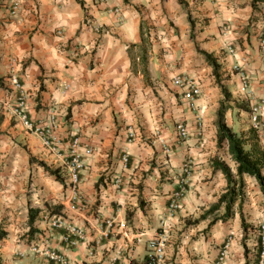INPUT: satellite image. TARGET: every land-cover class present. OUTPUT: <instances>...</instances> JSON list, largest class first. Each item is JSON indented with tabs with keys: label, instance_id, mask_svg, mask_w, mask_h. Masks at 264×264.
Segmentation results:
<instances>
[{
	"label": "crops",
	"instance_id": "crops-1",
	"mask_svg": "<svg viewBox=\"0 0 264 264\" xmlns=\"http://www.w3.org/2000/svg\"><path fill=\"white\" fill-rule=\"evenodd\" d=\"M262 2L253 10L251 0H0V264H58L46 249L67 264H142L154 255L149 242L156 235L163 241L156 264H217L229 235L222 264H257L254 227L264 210L252 202L245 210L241 205L254 228L247 243L240 241L238 203L209 232L208 215L184 228L226 191L213 163L235 173L227 144L217 145L219 85L229 95L224 122L238 136L251 127L236 105L264 96L257 40ZM203 54L219 65L218 81ZM12 75L26 95L27 118L52 135V146L8 112L20 94L12 90ZM175 76L199 84L196 111L182 101ZM260 113L264 134V105ZM178 122L188 128L185 140L176 137ZM75 139L80 167L72 184ZM30 157L57 170L62 182ZM186 159L193 165L184 179ZM180 184L179 210L169 215ZM29 208L40 210L31 238L25 235ZM52 216L64 226L50 230ZM68 227L79 231L74 245L62 239Z\"/></svg>",
	"mask_w": 264,
	"mask_h": 264
},
{
	"label": "built area",
	"instance_id": "built-area-1",
	"mask_svg": "<svg viewBox=\"0 0 264 264\" xmlns=\"http://www.w3.org/2000/svg\"><path fill=\"white\" fill-rule=\"evenodd\" d=\"M96 3H101L104 0H95ZM198 1H206V0H198ZM263 8H264V2H262ZM13 9H17V5L12 6ZM262 22L260 23L259 31H258V51L260 54V59L262 61V65L264 68V10L261 15ZM261 20V19H260ZM228 52L232 53V48H228ZM241 78L243 77V74H241ZM9 82L11 84L12 90L18 91L20 94L16 97V101L14 105L7 104L6 107L8 108V112L18 119V121L21 123V125L28 131H35L38 134H42L43 137V145L50 147L52 146V135L48 132L44 133L39 129L36 128L31 121L26 116V95L23 93L20 83L18 81V78L16 76H10ZM173 85L180 89V96L182 98V101L188 106V108L192 111L197 110V100L199 99L201 95L200 87L197 82H195L193 79H191L188 76H175L173 78ZM241 90L244 92H247L249 90L248 87V81L243 79ZM264 104V96L261 99L260 102L254 103L250 106V113H249V120L251 123V128L255 129V131L258 133V136L261 140V142L264 144V134L261 133L263 130V123L260 120L261 116V109ZM175 134L176 137L179 140H185L188 137V128L185 123L178 122L175 125ZM78 142L77 139H75L72 143V146L69 151V162H68V170L69 175L72 184H77L78 182V169L80 167V160L78 154L75 152V147L77 146ZM122 161L125 163L127 162V156H122ZM192 160L186 159L181 166V172L183 174L184 179L187 178L192 170ZM185 189L184 184H180V187L177 191L173 192V194L170 197L169 204H168V213L169 215L176 213L179 210V203L180 199L184 195ZM48 218V217H47ZM47 225L50 230L53 229H59L62 228L63 221L60 216H52L50 219H47ZM113 223L111 221L107 222V235L109 233V230L112 228ZM110 228V229H109ZM260 228L262 230L261 233V251L259 255V260L257 264H264V227L263 225H260ZM78 232L76 228L74 227H68L66 234L62 238L64 242H66L69 245H74L75 240L72 239V237H76L78 235ZM232 240V235H229L228 240L222 245V247L219 250L217 264H222L227 255H228V249L230 245V241ZM163 241L162 239L156 235L152 240L149 242V248L153 251L154 255L151 257L155 258V261L162 259V250H163ZM46 257L54 262H57L58 264H67L65 259L61 257L56 252L46 249L45 251ZM114 264V263H109Z\"/></svg>",
	"mask_w": 264,
	"mask_h": 264
},
{
	"label": "trees",
	"instance_id": "trees-1",
	"mask_svg": "<svg viewBox=\"0 0 264 264\" xmlns=\"http://www.w3.org/2000/svg\"><path fill=\"white\" fill-rule=\"evenodd\" d=\"M127 2V0H123ZM262 0H251V5L253 10L256 9V4ZM142 43L143 39H142ZM206 61L212 68L213 75L218 81L217 71L219 70V65L215 62L214 58H212L209 54H203ZM222 93L226 99L229 98L227 91L219 85ZM230 108L228 106H224L223 103L220 104V107L217 111V145L221 147L223 143L227 144L228 154L231 158V161L235 165V173L233 174L230 168L219 161H215L213 163L214 170L220 171L224 179L226 181V191L220 196L217 203L213 205L209 211H207V215L210 213L219 210L221 206L224 207V213L218 219H213L208 225L214 224L217 220H225L231 217L233 212V207L238 203V209L240 213V221L241 228L246 229V225L244 223L243 217L241 215V202H242V189L244 187V177H250L255 180L260 193L264 197V149L259 143V137L255 129L250 128L246 135L238 136L235 132H233L229 127L226 126L224 122V114L227 109ZM29 162L36 163L38 166L42 167L44 171H46L49 175L53 176L55 180L62 182V177L59 176L57 170L50 169L43 162L37 161L34 158H29ZM48 209L45 210V212ZM40 213L39 209L29 208L28 210V227L29 230L25 235L28 238H31L32 235L36 232L33 228V223ZM54 212H50L49 215ZM206 216L202 215L199 220L205 219ZM254 228L252 227V230ZM256 233L259 236L258 238V254L259 257L261 251V232L256 230ZM5 236V233H0V239ZM244 251L247 252L245 245ZM142 264H156L155 258L151 256H146Z\"/></svg>",
	"mask_w": 264,
	"mask_h": 264
},
{
	"label": "rangeland",
	"instance_id": "rangeland-1",
	"mask_svg": "<svg viewBox=\"0 0 264 264\" xmlns=\"http://www.w3.org/2000/svg\"><path fill=\"white\" fill-rule=\"evenodd\" d=\"M190 25H192V21H191ZM191 36L194 37L192 32H191ZM261 99H259L258 102H260ZM222 103L224 104V106H228L229 107L228 99H226L225 97H224V100L222 101ZM251 105L252 104H250L249 102H246L244 100L242 101V103L239 102V104L236 105V108L238 109V111L236 113H242V115H243L242 116V119H244L247 122V124L250 125V127H251V123H250V120H249V116H250L249 113H250V106ZM234 113H235V110H234ZM258 136H260V135H258ZM259 143L262 146V148L264 149V144L261 142L260 138H259ZM233 164L230 163L231 169H234L233 168ZM250 202H252L253 204H255V206H257V208L259 210H261V209L264 210V197L260 193L256 182L253 179H248V177H246V178H244V187L242 189V202H241L242 208L245 210V206L248 205V204H250ZM213 205H215V204H212L208 208V210H206V211L203 212V214H205V216H207V214H206L207 211H209V209ZM203 214H201V215H203ZM222 214H223V211L222 210H216V211H214V212H212V213H210L208 215V220L211 221L213 219H218V217H220ZM242 214H243L242 217H243L244 223L246 225V229H242L241 228V225H240V232H241V239H240V241H241V244H243L245 242L246 243L248 242V240L250 238V234L249 233H250V230H252L251 224L248 223V220H249V217L247 216L248 213L247 212H244ZM260 214H264V213H260ZM196 221H197L196 219L193 220V221L192 220L185 221V224L186 225H185L184 230L187 229L189 226H195L198 223ZM240 224H241V221H240ZM260 225H263V227H264V221H263L262 224H258L254 228L256 230H259L262 233V230L260 228ZM210 229H211V227L209 226L208 228H206L204 230V232H209ZM0 233H4V231L0 230ZM259 236L260 235L257 234V236H256L257 239H254V240L255 241L258 240Z\"/></svg>",
	"mask_w": 264,
	"mask_h": 264
}]
</instances>
